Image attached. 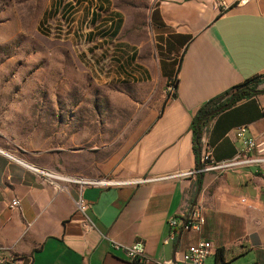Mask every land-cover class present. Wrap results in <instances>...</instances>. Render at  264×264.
Returning a JSON list of instances; mask_svg holds the SVG:
<instances>
[{"label":"crops","instance_id":"crops-1","mask_svg":"<svg viewBox=\"0 0 264 264\" xmlns=\"http://www.w3.org/2000/svg\"><path fill=\"white\" fill-rule=\"evenodd\" d=\"M152 15L158 53L149 74L166 90L175 81L163 110L111 167V184L81 186L46 176L0 147V258L129 264L113 242L144 239L145 264H155L180 260L206 239L215 251L223 249L208 264H264V171L198 172L208 150L214 162L236 155L237 126L246 125L250 137L264 135V92L207 117L198 151L192 127L210 100L247 79L264 78V0L233 4L222 13L215 0H157ZM80 196L89 204L91 229L77 209ZM14 200L20 205L12 206ZM196 201L204 204L201 230L171 229L168 219H181Z\"/></svg>","mask_w":264,"mask_h":264},{"label":"rangeland","instance_id":"rangeland-1","mask_svg":"<svg viewBox=\"0 0 264 264\" xmlns=\"http://www.w3.org/2000/svg\"><path fill=\"white\" fill-rule=\"evenodd\" d=\"M156 1L0 0V147L68 178L113 179L173 89L149 74Z\"/></svg>","mask_w":264,"mask_h":264},{"label":"built area","instance_id":"built-area-1","mask_svg":"<svg viewBox=\"0 0 264 264\" xmlns=\"http://www.w3.org/2000/svg\"><path fill=\"white\" fill-rule=\"evenodd\" d=\"M255 0H215V8L221 13L228 10L233 4H247ZM124 79V78H123ZM248 128L246 125H239L235 128V135L240 141V146L237 149L236 155L228 160L221 162H214L211 160V150H208L201 158V163L205 162L206 166L198 169V172L203 171H220L236 170L242 167H256L264 171V135L260 137L248 136ZM37 171L46 176H51L60 180H75L81 186L95 185V184H111L112 180L107 179H85V178H68L65 176L55 177L52 172L42 168H35ZM191 173V172H190ZM20 201L14 200L12 206H19ZM77 209L86 218V227L93 228V222L87 215L89 204L82 196L76 201ZM205 223L204 204L200 201L194 202L183 214L181 219L170 217L168 225L171 229L180 227L182 231L191 229L201 230ZM168 241V240H166ZM113 247L122 249L127 256L129 264H145L149 258L146 254V241L144 239H136L132 244L123 245L118 242H113ZM215 249L210 240L202 239L183 253L180 260L171 259L164 261H155V264H208V259L215 254ZM0 264H16L11 261L8 262L4 258H0Z\"/></svg>","mask_w":264,"mask_h":264},{"label":"trees","instance_id":"trees-1","mask_svg":"<svg viewBox=\"0 0 264 264\" xmlns=\"http://www.w3.org/2000/svg\"><path fill=\"white\" fill-rule=\"evenodd\" d=\"M263 82V78H260L259 76L250 78L245 80L243 83L234 86L230 90L226 91L224 94L210 100L199 112V114L196 116V118L193 120L192 127L193 131L196 137V151H198V146H200V137H201V132L198 131V128H201V124L205 122L207 119V115L210 114L212 111L215 109H218L222 107L223 105L227 104L230 101L231 96L237 92V91H242L238 96L235 97L234 101L232 104H230L228 107H231L238 101H240L243 98H246L249 95H253L255 93L259 92H264V88L259 89V85ZM170 83L175 85V81H170ZM200 125L198 126V124ZM223 254V249H218L216 251V260L217 258L222 256ZM218 264V263H216Z\"/></svg>","mask_w":264,"mask_h":264},{"label":"water","instance_id":"water-1","mask_svg":"<svg viewBox=\"0 0 264 264\" xmlns=\"http://www.w3.org/2000/svg\"><path fill=\"white\" fill-rule=\"evenodd\" d=\"M241 92H242L241 90L235 92V93L231 96L230 101H229L227 104L223 105L222 107H220V108H218V109H215V110L212 111L210 114H208L207 117L213 116V115H215L216 113H218V112H220L221 110H223V109H225L226 107H228L230 104L233 103L235 97L238 96ZM173 96H175V94H174ZM199 125H200V123L198 124V126H199ZM200 130H201V128L199 127V128H198V131H200ZM199 166H201V158L199 159Z\"/></svg>","mask_w":264,"mask_h":264},{"label":"bare ground","instance_id":"bare-ground-1","mask_svg":"<svg viewBox=\"0 0 264 264\" xmlns=\"http://www.w3.org/2000/svg\"><path fill=\"white\" fill-rule=\"evenodd\" d=\"M53 175H54L55 177H60V176H61L59 173H54ZM66 179H68V177H67Z\"/></svg>","mask_w":264,"mask_h":264}]
</instances>
